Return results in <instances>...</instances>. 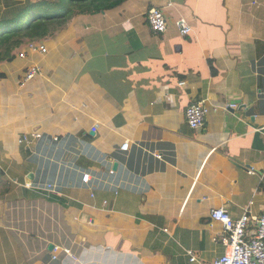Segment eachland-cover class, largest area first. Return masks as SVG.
<instances>
[{
    "label": "crops",
    "instance_id": "obj_1",
    "mask_svg": "<svg viewBox=\"0 0 264 264\" xmlns=\"http://www.w3.org/2000/svg\"><path fill=\"white\" fill-rule=\"evenodd\" d=\"M57 38L23 87L0 64V264H211L212 210L264 213V0H129Z\"/></svg>",
    "mask_w": 264,
    "mask_h": 264
},
{
    "label": "trees",
    "instance_id": "obj_2",
    "mask_svg": "<svg viewBox=\"0 0 264 264\" xmlns=\"http://www.w3.org/2000/svg\"><path fill=\"white\" fill-rule=\"evenodd\" d=\"M128 1L0 0V64L9 63L15 70L21 69V76L18 75L16 80L20 83L31 62L23 64L19 61L24 60L15 54L19 48L31 43L42 44L47 49L44 56L46 57L53 53L52 43L57 41V37L78 17L115 11ZM144 19L146 22V14ZM27 53L31 55L28 51ZM0 70L1 80L6 75Z\"/></svg>",
    "mask_w": 264,
    "mask_h": 264
},
{
    "label": "built area",
    "instance_id": "obj_3",
    "mask_svg": "<svg viewBox=\"0 0 264 264\" xmlns=\"http://www.w3.org/2000/svg\"><path fill=\"white\" fill-rule=\"evenodd\" d=\"M167 1V0H164ZM170 6V5H169ZM146 22L154 34L163 35L167 31L168 21L164 11L159 7H152L146 13ZM174 25L180 36L184 37L190 33V27L184 19H178ZM44 56L47 52L42 44L31 43L21 50L16 51V56L25 59L27 52ZM42 73V69L37 64H31L24 72L20 82V87L33 80ZM208 109L203 103L191 104L185 111L187 127L192 131L201 130L205 124ZM98 125H95L91 131L95 132ZM38 138L39 135H34ZM128 145L121 147V150H127ZM83 182L88 181V175H83ZM30 188L29 183L23 185ZM248 210L238 218L232 219L225 209H214L210 213L212 222L220 224L222 232L220 242L224 248V253L215 259L211 264H264V213L256 216L248 213ZM59 251L55 250L54 255ZM190 264H199L195 256L189 252ZM53 259L55 256L52 257Z\"/></svg>",
    "mask_w": 264,
    "mask_h": 264
},
{
    "label": "water",
    "instance_id": "obj_4",
    "mask_svg": "<svg viewBox=\"0 0 264 264\" xmlns=\"http://www.w3.org/2000/svg\"><path fill=\"white\" fill-rule=\"evenodd\" d=\"M243 107V106H242ZM244 108V107H243ZM113 168H115V166L113 167Z\"/></svg>",
    "mask_w": 264,
    "mask_h": 264
},
{
    "label": "rangeland",
    "instance_id": "obj_5",
    "mask_svg": "<svg viewBox=\"0 0 264 264\" xmlns=\"http://www.w3.org/2000/svg\"><path fill=\"white\" fill-rule=\"evenodd\" d=\"M0 9H1V7H0ZM47 50V49H46Z\"/></svg>",
    "mask_w": 264,
    "mask_h": 264
}]
</instances>
